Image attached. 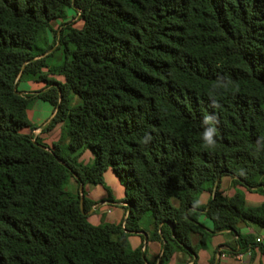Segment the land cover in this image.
<instances>
[{"label": "trees", "instance_id": "1", "mask_svg": "<svg viewBox=\"0 0 264 264\" xmlns=\"http://www.w3.org/2000/svg\"><path fill=\"white\" fill-rule=\"evenodd\" d=\"M33 99L53 107L42 131L61 125L51 146L29 134ZM107 168L127 214L92 224L85 185ZM240 223L264 230V0H0V264H154L131 235L168 264L222 231L264 254Z\"/></svg>", "mask_w": 264, "mask_h": 264}, {"label": "crops", "instance_id": "2", "mask_svg": "<svg viewBox=\"0 0 264 264\" xmlns=\"http://www.w3.org/2000/svg\"><path fill=\"white\" fill-rule=\"evenodd\" d=\"M78 16L76 15L74 19L77 20ZM56 45L53 47L55 48ZM56 80H62L61 76H51ZM22 81V80H21ZM21 81L17 83V90L22 94H26V92H36L42 91L46 88L44 87L43 82H36V81H28L21 84ZM23 87V88H22ZM47 116L46 118H35L37 123H34L30 117V110L28 109V118L32 124L36 126L29 134L33 136L40 137L43 133L42 128L50 121L54 112L53 107L49 104L48 108H46ZM56 141H51V146ZM85 152V151H84ZM83 152V154H84ZM83 154L81 159L83 158ZM220 190H222L226 195L230 196L234 193V187L231 185V178L229 176H223L220 180ZM245 193V200L250 205H258L261 203L263 196L260 193L252 192V191H244ZM87 197V195H86ZM89 197V196H88ZM87 197V198H88ZM210 195L207 193H202L199 195V203L206 204ZM123 198V187H121V191L116 195L115 199L107 198V199H100L95 201L96 202L91 208L88 210L87 216L93 215L94 213L100 211L101 208L107 207L108 204L113 205L116 207L117 211L115 213L114 222L111 223H119L122 222L126 217V210L123 208L125 205L124 202L121 201ZM172 204L176 205L177 201L175 199H171ZM254 202V203H251ZM107 211H111L107 207ZM199 222L205 226L206 228L211 229L212 223L209 219H207L204 215L198 217ZM92 224H98L93 223ZM239 231L242 234H252L256 236V241H264V230H254L251 223H240L238 225ZM237 236L235 234L230 233L229 231H222L215 233L206 248L199 249L197 252V259L196 256L193 255V258H189L187 254L182 252H178L173 255L171 261L168 264H209V259L211 258L212 254H215V261L217 264H264V254H262L257 247L253 249H239V246L236 242ZM197 239L196 236H191V243H196ZM129 242L131 247L135 248L142 244L141 249L144 250L146 259L149 262H153L154 264H159L160 254L162 250V243L158 241H148L147 236L144 235V239L141 240V237L138 235H131L129 237Z\"/></svg>", "mask_w": 264, "mask_h": 264}, {"label": "rangeland", "instance_id": "3", "mask_svg": "<svg viewBox=\"0 0 264 264\" xmlns=\"http://www.w3.org/2000/svg\"><path fill=\"white\" fill-rule=\"evenodd\" d=\"M82 25L81 21H77L75 24V27H80ZM63 57L62 49H58L55 51V54L48 59L49 63H57L60 62ZM31 80L23 79L21 81V84L28 82ZM23 88V87H22ZM28 93V92H26ZM79 99L77 96L74 98V102H78ZM49 103L40 99H33L31 101V105L29 107L30 110V117L31 120L34 123H37L35 118H46L47 111L46 108H48ZM61 134V125H55L51 130L49 131H43L42 135L39 137L42 143L46 145H50L51 141H58ZM93 161V153L89 149L85 150L82 158V162L85 164H90ZM121 183L113 170L111 168H107L104 171L103 174V181L101 184H92L88 183L85 185V193L88 198L93 199L95 201H98L102 198L107 199H115L116 195L121 191ZM70 187L66 186V189ZM254 203V202H251ZM256 205V204H254ZM107 207L111 211H107ZM107 207H103L100 209V211L94 213L93 215L88 216V221L93 223H106V222H114L115 219V213L117 211L116 207H114L111 204H108ZM254 230H259L255 225L251 224Z\"/></svg>", "mask_w": 264, "mask_h": 264}, {"label": "water", "instance_id": "4", "mask_svg": "<svg viewBox=\"0 0 264 264\" xmlns=\"http://www.w3.org/2000/svg\"><path fill=\"white\" fill-rule=\"evenodd\" d=\"M52 50H53V47H52V48H50V49H49L48 51H46L45 53H43L41 56H43V55L47 54L48 52H50V51H52ZM17 93H18V94H22V93H21V92H19V91H18ZM80 189H81V185H80ZM80 208H81V211H82V212H84V211H83V206H82V203L80 204ZM88 212H89V211H87V212H86V214H87ZM159 260H160V258H159Z\"/></svg>", "mask_w": 264, "mask_h": 264}]
</instances>
